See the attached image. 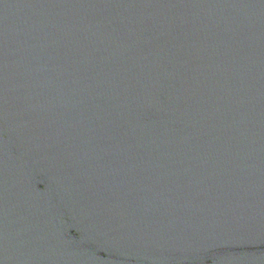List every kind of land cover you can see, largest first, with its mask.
I'll return each instance as SVG.
<instances>
[{
	"label": "water",
	"instance_id": "1",
	"mask_svg": "<svg viewBox=\"0 0 264 264\" xmlns=\"http://www.w3.org/2000/svg\"><path fill=\"white\" fill-rule=\"evenodd\" d=\"M0 264H264V0H0Z\"/></svg>",
	"mask_w": 264,
	"mask_h": 264
}]
</instances>
